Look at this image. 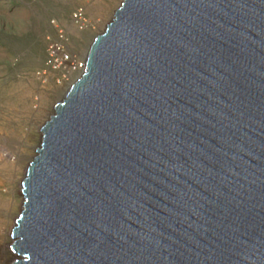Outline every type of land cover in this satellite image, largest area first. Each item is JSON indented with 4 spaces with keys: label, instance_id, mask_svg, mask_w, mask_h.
<instances>
[{
    "label": "water",
    "instance_id": "1",
    "mask_svg": "<svg viewBox=\"0 0 264 264\" xmlns=\"http://www.w3.org/2000/svg\"><path fill=\"white\" fill-rule=\"evenodd\" d=\"M39 131L10 264H264V0H121Z\"/></svg>",
    "mask_w": 264,
    "mask_h": 264
},
{
    "label": "rangeland",
    "instance_id": "2",
    "mask_svg": "<svg viewBox=\"0 0 264 264\" xmlns=\"http://www.w3.org/2000/svg\"><path fill=\"white\" fill-rule=\"evenodd\" d=\"M120 1L0 0V264L9 262L5 261V242L22 202L18 181L38 145L40 126L71 80L57 83L58 72L53 71L45 80L37 74L48 40L62 30L73 56L83 60L92 37L102 30ZM79 7L87 20L82 29L71 20V13Z\"/></svg>",
    "mask_w": 264,
    "mask_h": 264
},
{
    "label": "built area",
    "instance_id": "3",
    "mask_svg": "<svg viewBox=\"0 0 264 264\" xmlns=\"http://www.w3.org/2000/svg\"><path fill=\"white\" fill-rule=\"evenodd\" d=\"M71 20L77 29H82L87 25L84 12L80 7L71 13ZM82 66L83 60H78L73 56L72 51L66 45L64 32L58 29L55 37L48 40L43 66L37 74L45 80L49 72H58L54 78L55 82L71 79V83L80 73ZM74 73L77 75L72 79Z\"/></svg>",
    "mask_w": 264,
    "mask_h": 264
},
{
    "label": "bare ground",
    "instance_id": "4",
    "mask_svg": "<svg viewBox=\"0 0 264 264\" xmlns=\"http://www.w3.org/2000/svg\"><path fill=\"white\" fill-rule=\"evenodd\" d=\"M88 48V47H87ZM40 132V131H39ZM26 168V167H25ZM24 176V175H23ZM22 178L23 177H21L20 179H19V181H18V196L19 197H22V195H21V192H20V188H21V186H20V182H21V180H22ZM18 199V198H17ZM20 199V198H19ZM12 200V199H11ZM14 201H15V198H14ZM13 202V201H12ZM18 202V201H17ZM15 203V202H14ZM18 204V203H17ZM16 204V205H17ZM21 207V206H20ZM20 209L19 208H16V211H17V213H18V211H19ZM14 225V218H13V221H12V224H10V226H9V230H8V234H7V239H6V242H5V244H6V247H8V251H7V253H4L5 254V261L6 262H8V264H10L11 263V261H10V259L12 258V257H14V253L10 250V248H9V245L11 244V242H12V237L10 236V231H11V228H12V226ZM2 248V247H1ZM7 259V260H6Z\"/></svg>",
    "mask_w": 264,
    "mask_h": 264
}]
</instances>
